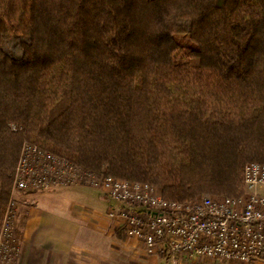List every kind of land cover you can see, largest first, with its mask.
Instances as JSON below:
<instances>
[{
	"label": "trees",
	"instance_id": "16d2710c",
	"mask_svg": "<svg viewBox=\"0 0 264 264\" xmlns=\"http://www.w3.org/2000/svg\"><path fill=\"white\" fill-rule=\"evenodd\" d=\"M24 142L167 200L240 195L264 0H0V223Z\"/></svg>",
	"mask_w": 264,
	"mask_h": 264
},
{
	"label": "built area",
	"instance_id": "2783aa9c",
	"mask_svg": "<svg viewBox=\"0 0 264 264\" xmlns=\"http://www.w3.org/2000/svg\"><path fill=\"white\" fill-rule=\"evenodd\" d=\"M14 128V125H13ZM237 196L167 200L154 184L109 174L94 175L70 161L24 142L15 165L11 196L0 223V264L19 251L15 194L87 185L114 200L106 215L147 254L169 264H252L264 261V163L246 162Z\"/></svg>",
	"mask_w": 264,
	"mask_h": 264
},
{
	"label": "crops",
	"instance_id": "0c3cea01",
	"mask_svg": "<svg viewBox=\"0 0 264 264\" xmlns=\"http://www.w3.org/2000/svg\"><path fill=\"white\" fill-rule=\"evenodd\" d=\"M15 197L20 244L11 264H169L125 236L106 215L114 202H106V196L93 187L18 191Z\"/></svg>",
	"mask_w": 264,
	"mask_h": 264
},
{
	"label": "rangeland",
	"instance_id": "374dc122",
	"mask_svg": "<svg viewBox=\"0 0 264 264\" xmlns=\"http://www.w3.org/2000/svg\"><path fill=\"white\" fill-rule=\"evenodd\" d=\"M249 162V161H248ZM259 192L260 193H262L263 195H264V187L263 188H261L260 190H259ZM203 195H209V196H221V195H225L224 193H210V194H206V193H204V194H202V195H200V196H203ZM105 200H106V202H114V200L113 199H111L110 197H105ZM17 223H18V219H17V221H16V223H15V227L17 228Z\"/></svg>",
	"mask_w": 264,
	"mask_h": 264
}]
</instances>
